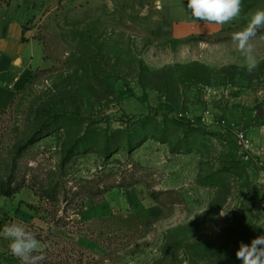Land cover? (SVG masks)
<instances>
[{"label": "rangeland", "instance_id": "rangeland-1", "mask_svg": "<svg viewBox=\"0 0 264 264\" xmlns=\"http://www.w3.org/2000/svg\"><path fill=\"white\" fill-rule=\"evenodd\" d=\"M258 9L177 38L158 0H0V51L23 76L0 179L24 185L0 194V232L34 233L42 264H242L240 242L264 235V41L249 73L231 37ZM8 245L0 264H21Z\"/></svg>", "mask_w": 264, "mask_h": 264}, {"label": "clouds", "instance_id": "clouds-1", "mask_svg": "<svg viewBox=\"0 0 264 264\" xmlns=\"http://www.w3.org/2000/svg\"><path fill=\"white\" fill-rule=\"evenodd\" d=\"M242 5L243 0H187V9L194 20L216 25L229 24L239 19ZM262 30L264 9H258L250 15L242 29L232 33V42L236 50L243 55L244 66L249 73L255 71L260 64L256 54V41H264ZM0 236L9 241L10 253L17 257L21 264H42L46 259L44 253L47 245L24 226L16 223L5 224ZM235 255L242 264H264V235L252 239L250 244L240 242Z\"/></svg>", "mask_w": 264, "mask_h": 264}, {"label": "crops", "instance_id": "crops-1", "mask_svg": "<svg viewBox=\"0 0 264 264\" xmlns=\"http://www.w3.org/2000/svg\"><path fill=\"white\" fill-rule=\"evenodd\" d=\"M158 1L163 17L171 24L173 35L177 38L211 35L227 25L209 24L194 20L187 9V0ZM18 56L21 54L15 53L9 57L0 51V112L11 107L17 95L16 86L21 85L23 80V76L18 72L19 68L16 67ZM16 77L19 78L17 81H15ZM11 83H13L12 87L9 86Z\"/></svg>", "mask_w": 264, "mask_h": 264}, {"label": "trees", "instance_id": "trees-1", "mask_svg": "<svg viewBox=\"0 0 264 264\" xmlns=\"http://www.w3.org/2000/svg\"><path fill=\"white\" fill-rule=\"evenodd\" d=\"M25 40H26L25 37H23V41ZM49 127H50V122H47L39 126V128L35 130V132L29 138V140L17 149V154H20L22 150L29 144L35 143L38 140V136H40L43 132H49ZM138 142L142 143L144 142V139ZM23 187H24L23 183H15V180L11 177L6 178V179H0V194L1 195L7 196V197L14 196L16 193L21 191ZM151 195L155 196L154 191L151 192Z\"/></svg>", "mask_w": 264, "mask_h": 264}, {"label": "built area", "instance_id": "built-area-1", "mask_svg": "<svg viewBox=\"0 0 264 264\" xmlns=\"http://www.w3.org/2000/svg\"><path fill=\"white\" fill-rule=\"evenodd\" d=\"M19 78H15V81H17ZM10 87L13 86V83H11L9 85ZM238 139L240 141V143L246 148V149H250L252 147V143L250 138L248 137V135L243 131L241 133H239L238 135Z\"/></svg>", "mask_w": 264, "mask_h": 264}, {"label": "water", "instance_id": "water-1", "mask_svg": "<svg viewBox=\"0 0 264 264\" xmlns=\"http://www.w3.org/2000/svg\"><path fill=\"white\" fill-rule=\"evenodd\" d=\"M258 114H259L260 116L263 115V112L261 111V109H259Z\"/></svg>", "mask_w": 264, "mask_h": 264}]
</instances>
